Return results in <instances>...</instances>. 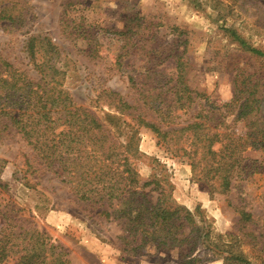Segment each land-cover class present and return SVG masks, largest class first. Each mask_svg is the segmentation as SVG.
<instances>
[{"label": "rangeland", "instance_id": "obj_1", "mask_svg": "<svg viewBox=\"0 0 264 264\" xmlns=\"http://www.w3.org/2000/svg\"><path fill=\"white\" fill-rule=\"evenodd\" d=\"M2 2H17L24 17L22 26L3 28L0 23V55L33 77L41 70L47 76L49 67L56 68L57 80L73 100L100 118L113 112L98 97L103 90L119 92L131 104L139 100V88L130 83L128 74L149 64L144 54L152 39V46H160L155 60L160 54H182L189 69V86L213 100L233 97L237 68H251L264 83V63L251 59L225 31L235 30L249 46L264 51V0ZM142 18L146 22L140 34L129 33L124 38L116 33L125 26L144 23ZM149 23L151 28L143 29ZM31 37L45 40L44 44L33 40L34 55ZM49 41L56 48L47 56ZM123 46L131 52L124 61V66L131 63L126 71L116 64ZM39 62L45 63L41 69ZM163 66L171 71L172 58ZM119 131L121 140H126L128 129L122 126ZM139 132L142 157L137 167L141 176L169 187L174 201L192 212L200 230L194 263L182 258L177 248L169 252L152 249L143 256L124 254L123 225L91 214L14 133L0 139V225L4 217H14L10 224L44 233L64 249L70 264H245L226 260L229 254L264 264V151H247L245 174L249 175L235 178L228 194L211 195L185 160L158 145L152 131ZM239 210L249 213L251 219L243 220ZM187 252V248L182 251Z\"/></svg>", "mask_w": 264, "mask_h": 264}, {"label": "trees", "instance_id": "obj_2", "mask_svg": "<svg viewBox=\"0 0 264 264\" xmlns=\"http://www.w3.org/2000/svg\"><path fill=\"white\" fill-rule=\"evenodd\" d=\"M0 6L1 27L22 26L24 16L17 2ZM141 20L144 23L125 26L116 33L124 38L129 33L140 34L146 22ZM225 31L251 59L264 63V51L249 46L235 30ZM33 40L37 44L45 40L31 37L34 55ZM152 43L153 39L144 54L149 64L128 74L130 83L139 88V100L131 104L119 92L103 90L98 97L113 112L102 118L73 100L57 80L56 68L49 67L47 76L41 70L33 77L0 55V139L7 133L18 134L41 165L69 186L77 202L93 215L122 224L124 254L143 256L152 249L169 252L177 248L182 258L194 263L200 230L192 212L174 201L169 187L141 176L137 167L142 157L139 131H152L158 145L185 160L211 195L228 194L235 178L249 175L245 174L244 154L264 151V83L251 68H237L233 97L213 100L189 86V69L182 54H160L155 60L160 46ZM46 46L45 55L53 54L56 47L50 41ZM130 55V49L123 46L116 55L118 68H130V62L124 66ZM170 58L174 67L167 71L163 65ZM40 64L41 69L45 63ZM122 126L128 129L124 141L119 134ZM239 214L245 221L251 219L245 211L239 210ZM3 219L0 264H70L64 249L44 233L10 224L14 217ZM186 248L188 252L183 254ZM229 255L225 259L230 262L252 264Z\"/></svg>", "mask_w": 264, "mask_h": 264}]
</instances>
